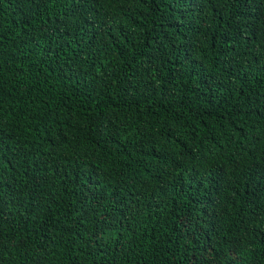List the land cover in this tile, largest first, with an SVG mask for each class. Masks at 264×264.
<instances>
[{
  "label": "trees",
  "instance_id": "trees-1",
  "mask_svg": "<svg viewBox=\"0 0 264 264\" xmlns=\"http://www.w3.org/2000/svg\"><path fill=\"white\" fill-rule=\"evenodd\" d=\"M0 264H264V0H0Z\"/></svg>",
  "mask_w": 264,
  "mask_h": 264
}]
</instances>
